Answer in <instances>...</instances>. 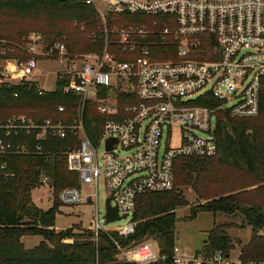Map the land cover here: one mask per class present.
<instances>
[{
  "label": "built area",
  "instance_id": "2783aa9c",
  "mask_svg": "<svg viewBox=\"0 0 264 264\" xmlns=\"http://www.w3.org/2000/svg\"><path fill=\"white\" fill-rule=\"evenodd\" d=\"M76 1L95 9L104 35L102 51L70 56L61 40L48 42L37 33L27 37L24 47L0 39V59L16 62V67H0V85L28 83L42 95L47 91L33 80L39 62H57L56 83L68 77L63 92L75 101L59 105L46 118L23 113L0 119V158L43 156L50 140L70 141L64 152L66 168L79 176V187L63 189L58 201L62 206L95 208L88 229L96 243L101 232L111 238L115 258L108 264H241V252L233 259L220 252L189 254L175 245L171 254L163 255L153 242L124 241L135 232L138 198L175 188L178 158L217 155L220 113L237 119L259 115L264 0ZM119 15L138 16L140 21L110 29L108 18ZM18 51L29 56L24 64L22 56H14ZM6 68L19 74L6 76ZM208 95L220 105H192ZM87 119L89 129L98 131L94 139ZM5 168L0 165V170ZM101 180L110 195L106 205L110 199L121 217L115 222L125 221L123 226L107 228L106 212V226H101Z\"/></svg>",
  "mask_w": 264,
  "mask_h": 264
},
{
  "label": "trees",
  "instance_id": "16d2710c",
  "mask_svg": "<svg viewBox=\"0 0 264 264\" xmlns=\"http://www.w3.org/2000/svg\"><path fill=\"white\" fill-rule=\"evenodd\" d=\"M0 18L5 21L0 20V39L3 40L26 42L30 23H36L38 27L34 29L42 31L48 42L61 40L70 56L100 52L104 47L102 24L95 9L76 0H0ZM139 21L138 16L119 15L109 17L107 26L112 29L117 25ZM68 22L83 24L88 28L86 43L81 33L80 37L66 42L62 39L61 30L55 32V27ZM17 53L14 56L29 58L20 51ZM120 58L127 60L126 56ZM68 82V77H60L55 91L42 95L37 93L35 85L31 87L28 83L0 85V119H7L13 112L46 118L59 105H73L74 99L63 92ZM15 94L18 98L14 97ZM192 105L214 108L220 102L208 95L194 101ZM29 110L36 112L27 113ZM260 111L264 115V80ZM252 119H237L226 112L220 113L216 129L217 155L213 158H178L175 162V188L138 198L133 215L135 232L124 244L154 240L161 254H171L176 245V212L188 206L180 187H195L198 177L208 172L210 165L217 163L241 173L245 177L244 184L235 182L239 189L222 191L210 198H205L201 193V200L205 202L196 211L192 210L190 218H196L199 210L234 217L240 215L243 224H214L199 253L209 256L219 252L231 255L234 245L229 231L248 226L252 229V236L240 249V262L264 264V135L251 125ZM86 125L89 136L94 139L98 131L89 129L88 119ZM49 142L44 147L43 156L0 158V165H6L4 170H0V264H96L97 259L99 264L112 262L115 258L114 245L108 235L99 233L96 243L94 233L88 228L77 226L57 232L55 226L59 201L48 211L38 208L33 202L32 191L41 184L42 178H48L56 193L68 187H79V176L66 168L64 152L71 142L56 139ZM36 236L42 237V241L27 249L23 238Z\"/></svg>",
  "mask_w": 264,
  "mask_h": 264
},
{
  "label": "rangeland",
  "instance_id": "374dc122",
  "mask_svg": "<svg viewBox=\"0 0 264 264\" xmlns=\"http://www.w3.org/2000/svg\"><path fill=\"white\" fill-rule=\"evenodd\" d=\"M1 21L5 23L3 19L0 18ZM33 24V26H31ZM27 26V25H26ZM37 26L35 23H30V30H28L29 35L31 33H37L47 38L42 31L34 29ZM28 27V26H27ZM38 27V26H37ZM61 30L63 33L62 39L68 42L69 39H73L75 37H80V33L82 36V40L86 43L88 38L89 30L83 24L76 23H64L57 27H55V32L58 33ZM28 35V36H29ZM12 36H15L13 34ZM11 36V37H12ZM47 40V39H46ZM8 41V40H6ZM13 42V41H8ZM17 43V42H13ZM22 47L25 46V41L23 43H17ZM72 47V46H71ZM73 49V48H72ZM18 54V53H17ZM23 54V53H21ZM20 54V55H21ZM85 54V53H84ZM74 55H80L75 53ZM15 59L2 61L0 59V67L3 65H14L16 67ZM13 61V62H11ZM26 61L23 60L22 64ZM60 71V65L57 62H51L46 60H41L38 65V71L36 72V77L33 78L36 81L41 89L46 90L47 92L55 90L56 87V73ZM0 73H2L0 71ZM9 80V79H7ZM12 82H18L16 79H10ZM33 114L36 112L35 110H29L27 113ZM24 112H13V114H23ZM12 115V114H11ZM251 125L256 127L259 132L264 135V115L261 114L250 120ZM176 141H173V144ZM104 155V147L101 146L99 150V158L101 161V157ZM214 161V160H213ZM215 162V161H214ZM209 171L204 172L195 184L190 186H182L180 187V191L184 194L188 206L182 207L177 210V231H176V245L182 250L186 251L189 254H194L196 251H200L205 241L207 240L208 232L213 228L214 224H223V223H235L241 224L243 222V218L240 215L229 216L224 213H208V212H196V218L191 219L192 210L196 211L197 208L201 206V203H204L205 200H201V193L205 198H210L213 196L219 195L222 191H229L233 188H238L237 183H243L245 177L230 167H225L219 165L217 163H213L209 166ZM196 177V175L194 176ZM44 178H42L43 180ZM48 179V178H47ZM41 180V184L32 191V199L35 205L44 210L48 211L53 207L55 202H58L59 192L56 193L52 183L47 180V183H43ZM232 184L228 187V185ZM244 184V183H243ZM246 186V185H245ZM231 187V188H230ZM230 188V189H229ZM239 189V188H238ZM99 197H98V208L100 213L101 226L105 227L104 215L106 212V199L110 196L104 186V181L101 180L99 189H98ZM59 204V213L56 216V226L55 229L57 232L69 229V228H89L92 224L93 213L95 212V208L92 206H77V207H69L62 206ZM95 205V202H94ZM125 221L121 222H113L108 224L107 228H118L123 226ZM252 229L251 227H247V229H242L239 227L231 229L229 234L232 238L234 249L232 251V257L237 258L238 253L242 247V244H245L247 240L251 237ZM23 243L27 249H31L38 245L42 241V237H25L23 238ZM149 242H153L156 244L154 240H149Z\"/></svg>",
  "mask_w": 264,
  "mask_h": 264
},
{
  "label": "water",
  "instance_id": "95a60500",
  "mask_svg": "<svg viewBox=\"0 0 264 264\" xmlns=\"http://www.w3.org/2000/svg\"><path fill=\"white\" fill-rule=\"evenodd\" d=\"M18 74H19V72H16V71L12 70L11 68L5 69V75L6 76L18 75ZM107 148L111 149V140H108ZM110 202H111V200L109 199L107 201V205H106V215H105L106 224H110V223H113L115 221H119L121 219V217H119V215H118L117 208L111 207ZM124 218H126V216H124Z\"/></svg>",
  "mask_w": 264,
  "mask_h": 264
},
{
  "label": "crops",
  "instance_id": "0c3cea01",
  "mask_svg": "<svg viewBox=\"0 0 264 264\" xmlns=\"http://www.w3.org/2000/svg\"><path fill=\"white\" fill-rule=\"evenodd\" d=\"M18 52H19V51H18ZM20 52H21V51H20ZM21 53H22V52H21ZM237 224H238V223H237ZM241 224H243V222H242ZM241 224H238V225H241ZM247 227H248V226H245V227H244V228H242V229H243V230H244V229H247ZM233 230H234V229H233ZM229 235H230V234H229ZM251 236H252V233H251ZM230 237H231V236H230ZM250 238H251V237H250ZM250 238L247 240V242H246V243H248V242H249ZM231 239H232V238H231ZM246 243H245V244H246ZM245 244H242V242H241V245H242V246H243V245H245ZM196 252H199V251H196ZM196 252H195V253H196ZM231 254H232V253H231ZM231 257H232V255H231ZM232 258H233V257H232ZM238 258H239V253H238V256H237V258H236V259H238ZM233 259H235V258H233Z\"/></svg>",
  "mask_w": 264,
  "mask_h": 264
}]
</instances>
